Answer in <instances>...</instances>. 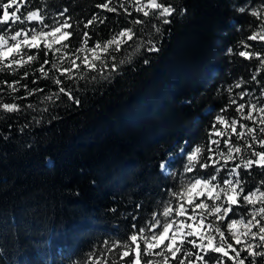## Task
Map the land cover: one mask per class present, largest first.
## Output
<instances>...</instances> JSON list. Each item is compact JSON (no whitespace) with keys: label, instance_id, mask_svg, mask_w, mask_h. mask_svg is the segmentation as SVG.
<instances>
[{"label":"trees","instance_id":"trees-1","mask_svg":"<svg viewBox=\"0 0 264 264\" xmlns=\"http://www.w3.org/2000/svg\"><path fill=\"white\" fill-rule=\"evenodd\" d=\"M25 2V15L37 5L49 16L68 10L65 18L79 25L70 49L82 48L77 32L85 30L94 14L98 20L87 29L93 37L88 47L96 40L105 42L136 18L130 4L132 17L119 8V15L98 9L104 0ZM119 2L113 0L112 6ZM172 2L186 6L187 14L178 12L164 26L163 37H152L159 41V52L124 48L115 55L125 63L108 80L63 77L65 86L79 85V106L66 96H53L56 104L46 99L58 88L39 72L42 55L25 68L0 72V101L19 103L23 109L8 114L0 108V264H109L119 259L107 254L104 242L110 246L131 235L133 217L140 227L162 210L166 190L179 187L185 142L211 146L215 116L238 117L230 98L238 99L243 87L257 88L258 94L254 83L233 87L231 93L227 89L250 81L253 74L264 84V71H255L259 61L238 54H264V43L247 39L258 24L250 11L261 0ZM241 7L248 10L239 13ZM154 22L146 20L144 35L152 32ZM44 67L51 75L49 66ZM24 71L29 76L22 79ZM13 80L20 82L14 93ZM24 84L42 91L28 96ZM164 162L168 174L160 168ZM260 180L264 169L254 168L249 184Z\"/></svg>","mask_w":264,"mask_h":264},{"label":"snow or ice","instance_id":"snow-or-ice-1","mask_svg":"<svg viewBox=\"0 0 264 264\" xmlns=\"http://www.w3.org/2000/svg\"><path fill=\"white\" fill-rule=\"evenodd\" d=\"M129 4L136 14V18L130 21L131 26L125 25L105 42L96 40L88 47L93 37L87 29L98 20V15L94 14L84 24L85 30L77 32L82 48L70 49V37L79 25H73L70 17L65 18L66 8L49 16L45 9L37 5L25 15L22 11V5L25 8L28 6L25 0H0V26H6L0 28V72L25 68L42 55L39 72L58 88L46 99L56 104V100L66 96L68 101L79 106L81 99L76 95L79 85L65 86L63 77L76 81L110 79L111 73L125 63L123 59L117 60L115 53L133 45L135 52L141 48L147 53L159 52V41L152 37H163L166 32L164 26L170 25L172 17L178 12L181 16L187 14L186 6H177L172 0H120L118 7L112 6L113 0H104L96 7L118 15L119 8L126 17H132ZM247 10L246 7L238 9L239 13ZM250 15L256 18L258 24L257 30H253L247 39L264 42V0L251 9ZM146 20L155 21L148 35H144ZM104 22L99 20L100 24ZM33 50L37 54H32ZM82 51L90 55H81ZM227 51L232 53L233 49ZM49 53L52 59H49ZM238 54L257 59L259 66L256 73L264 71V54L261 51L242 50ZM143 63L148 64L149 60L144 59ZM45 65L49 66L51 75L45 70ZM73 70L76 76H72ZM28 76L29 73L24 71L22 79ZM19 83L18 80L12 81L13 93ZM251 83L259 86L258 94L254 95L257 88H242ZM23 87L28 96L42 91L28 89L27 84ZM233 87L242 90L238 99L230 98L229 106L236 105L235 111L243 120H229L224 114H217L215 121L234 134L237 143H233L232 135H229L223 139V145L227 146L225 151L220 147V140H211L215 148L210 145L192 147L185 142L180 149L181 154L186 153V163L180 173L179 187L166 190V198L159 206L162 210L153 212L148 223L137 227L133 217L131 235L125 234L110 246L108 241L104 242L107 254L119 258L111 259L109 264H264V180L249 184L252 170L264 169V84L253 74L250 81L240 80L229 86L227 91L231 93ZM245 97L249 98L246 103L238 102L244 101ZM27 107L33 108V105ZM0 108L8 114L23 110L16 102L0 101ZM226 111V108L221 109L222 113ZM218 125L214 123L211 127L217 137H224L225 131L220 130ZM20 130L23 131V128ZM237 160L239 162H235ZM230 162L235 163L229 166ZM167 167L166 163L160 165L162 172H166ZM170 175L176 176V173ZM189 220L192 222L189 223Z\"/></svg>","mask_w":264,"mask_h":264},{"label":"rangeland","instance_id":"rangeland-1","mask_svg":"<svg viewBox=\"0 0 264 264\" xmlns=\"http://www.w3.org/2000/svg\"><path fill=\"white\" fill-rule=\"evenodd\" d=\"M258 42H259V41H258ZM262 43H264V42H262ZM81 55H90V53H87V52L82 51V52H81ZM248 99H249V98H248ZM248 99H247V100H248ZM247 100L244 101V102L246 103ZM238 102H240V101H238ZM235 108H236V105H235ZM246 111H247V109H245V114H246ZM236 113H237V112H236ZM237 116H238L237 118H239L241 121L243 120V118L241 117L240 113H237ZM226 119H229V120L232 119L231 116H230V114H227V115H226ZM243 122H246V121H243ZM217 125H218V124H217ZM218 127H219L220 130L225 131V136H224V137H217V136L215 135V132H213L214 136H216V137H214L212 140H220V142H221V143H220V147H221V149L226 151V147H227V146L223 145V139L228 138L229 135H234V134H230V133L226 130V128H225L224 125H218ZM237 127H238V130H239V124L237 125ZM233 143H237V141L235 140ZM211 147L215 148L216 145L211 144ZM183 155L185 156V163H186V153H184ZM214 158H215V157H214ZM164 163L167 164V162H164ZM221 163H222V162H221ZM231 163H232V162H230V165H229V166H232ZM167 166H168V164H167ZM164 173H165V174H168V173H169V169H168V167H167L166 172H164ZM188 222L191 223L192 221L189 220Z\"/></svg>","mask_w":264,"mask_h":264}]
</instances>
